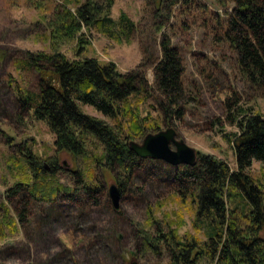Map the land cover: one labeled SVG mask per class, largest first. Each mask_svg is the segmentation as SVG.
I'll use <instances>...</instances> for the list:
<instances>
[{
	"label": "trees",
	"instance_id": "16d2710c",
	"mask_svg": "<svg viewBox=\"0 0 264 264\" xmlns=\"http://www.w3.org/2000/svg\"><path fill=\"white\" fill-rule=\"evenodd\" d=\"M29 1L36 10L51 2L50 16L44 20L52 52L27 51L13 61L17 71L37 74L38 91L25 89L12 75L8 85L16 95L18 116L29 113L44 122L55 135L57 151L72 156L75 184L61 183L63 168L58 157L48 158L46 166L31 147L11 144L22 149L11 154L8 161V169L18 180L7 195L22 194L49 206L80 199L89 202L104 188L101 177L114 170L120 172L118 184L123 192L124 183L148 162L130 149V142L158 132L160 122L168 121L174 113L184 116L183 58L171 38L162 33V56L154 63L155 85L150 86L141 70L143 65L122 73L113 62L82 56L91 45L92 31L120 44L134 39L137 24L124 12L113 18L114 0ZM213 1L227 9L223 36L237 52L242 76L253 90L264 95V0ZM183 2L152 3L158 18L169 22ZM165 22L157 23L158 32ZM66 44L75 45V57L62 51ZM149 100L156 104L157 117L147 109ZM226 104L232 111L229 101ZM81 105L92 107L111 124L85 113ZM230 118L239 129L233 136H225L233 145L236 169L223 159L199 152L193 166H169L172 175L180 178L178 194L182 205L189 207L195 233L183 232L187 221L179 209L165 211L166 203L161 201L147 207L146 223L139 230L141 251L168 259L158 264H264V186L249 174L254 161L264 163V115L240 109ZM93 171L100 176L97 183L91 180ZM2 206L5 213H0V237L4 238L6 226L15 234L26 213L12 215L8 206Z\"/></svg>",
	"mask_w": 264,
	"mask_h": 264
},
{
	"label": "rangeland",
	"instance_id": "374dc122",
	"mask_svg": "<svg viewBox=\"0 0 264 264\" xmlns=\"http://www.w3.org/2000/svg\"><path fill=\"white\" fill-rule=\"evenodd\" d=\"M152 2L155 0L151 3L114 0L113 18L118 19L124 12L137 24L134 39L129 44H120L92 31L91 45L82 56L97 58L103 63L113 62L122 73L143 65L141 70L145 71L148 84L154 86V63L162 56V33L169 36L184 61L187 101L183 105L184 116L174 113L168 121L160 122L158 132L173 128L178 138L197 152L223 159L236 169L233 145L225 138L239 132L231 122V114L240 109H253L264 115V95L246 83L239 70L237 52L224 40L222 23L227 19L226 7L213 0H184L168 22L158 18L159 12ZM45 5L43 11L36 10L29 0H0V213L4 212L2 205L8 206L12 215L26 213L25 219L17 224L15 234L6 226V235L0 237V264L166 263L167 258L159 259L141 251L139 230L146 223L147 207L161 201L166 203L165 211L177 208L187 221L183 232L195 231L189 207L182 205L178 194L180 178L172 175L169 167L172 165L164 161L143 159L148 162L142 163L137 176L125 180L123 192L118 184V170L103 175L104 188L89 202L80 199L49 206L31 201L22 194L7 195L8 189L18 180L8 169V161L11 154L22 149L11 144L24 143V147H31L46 166L48 158L58 157L63 168L59 174L61 183L75 184L71 171L76 164L72 156L57 151L55 135L44 122L35 120L29 113L18 116L16 95L8 85L12 75L25 89L38 91L37 74L17 71L13 61L27 51L52 52L44 20V17L49 18L52 5L51 2ZM161 20L166 21V25L158 32ZM74 49V44L62 47L71 58L75 57ZM228 101L232 111L227 107ZM154 105L155 102L149 100L146 106L153 117H157ZM81 107L90 116L111 124L92 107ZM145 137L132 141L142 143ZM171 148L176 149L173 144ZM81 168L85 169L84 164ZM93 172L95 177L91 180L97 183L100 176L97 171ZM249 174L264 186L263 162L254 161ZM113 184L121 192L118 210L109 196ZM159 214L162 217V212Z\"/></svg>",
	"mask_w": 264,
	"mask_h": 264
},
{
	"label": "water",
	"instance_id": "95a60500",
	"mask_svg": "<svg viewBox=\"0 0 264 264\" xmlns=\"http://www.w3.org/2000/svg\"><path fill=\"white\" fill-rule=\"evenodd\" d=\"M175 146V150L171 148ZM130 149L142 159H155L164 161L172 166H193L198 161V152L178 138L175 129L169 128L156 134H148L142 143L130 142ZM121 192L117 185L113 184L109 189V196L118 210L120 208Z\"/></svg>",
	"mask_w": 264,
	"mask_h": 264
}]
</instances>
